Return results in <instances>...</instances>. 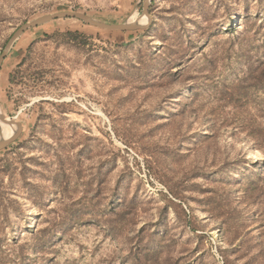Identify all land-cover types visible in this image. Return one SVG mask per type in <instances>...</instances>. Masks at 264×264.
<instances>
[{
	"label": "rangeland",
	"instance_id": "obj_1",
	"mask_svg": "<svg viewBox=\"0 0 264 264\" xmlns=\"http://www.w3.org/2000/svg\"><path fill=\"white\" fill-rule=\"evenodd\" d=\"M63 10L143 0H0V56ZM150 11L57 18L3 61L0 264H264V0Z\"/></svg>",
	"mask_w": 264,
	"mask_h": 264
},
{
	"label": "water",
	"instance_id": "obj_2",
	"mask_svg": "<svg viewBox=\"0 0 264 264\" xmlns=\"http://www.w3.org/2000/svg\"><path fill=\"white\" fill-rule=\"evenodd\" d=\"M151 5L152 0H143V10L142 14L135 20L130 21L129 19L123 22H117V23H111L107 22L101 19H98L92 15H89L87 13L81 12V11H73V10H63L58 11L55 13H49L42 16H39L33 20L27 21L24 24H22L10 37L8 40L1 56H0V70L3 65V61L9 54L10 50L12 49L15 42L20 38V36L25 33V31L37 27L39 25L48 23L52 20H55L57 18H77L80 19L87 24H90L92 26H96L98 28H102L105 30H112V31H135V30H142L146 29L150 26L152 22V16H151ZM146 17L147 20L145 22H142V18ZM0 120L10 124L14 125V131L9 137L2 136L1 128H0V151L6 149L12 142H14L17 137L19 136L21 132V125L19 122L11 119L10 117L4 116L0 113Z\"/></svg>",
	"mask_w": 264,
	"mask_h": 264
},
{
	"label": "bare ground",
	"instance_id": "obj_3",
	"mask_svg": "<svg viewBox=\"0 0 264 264\" xmlns=\"http://www.w3.org/2000/svg\"><path fill=\"white\" fill-rule=\"evenodd\" d=\"M139 17V14L138 12H135L131 17H130V21H133L135 19H137ZM147 20L146 17H143L142 18V22H145ZM11 62H6V64L4 65L3 67V70L1 71V75H0V78H1V84L0 86H2L5 82V72H6V69L8 68V66L10 65ZM0 113L3 114L4 116H7L6 113L4 112V110L0 107ZM9 117V116H7ZM0 128H1V132H2V136L4 137H9L13 131H14V125H10V124H7L3 121L0 120Z\"/></svg>",
	"mask_w": 264,
	"mask_h": 264
}]
</instances>
